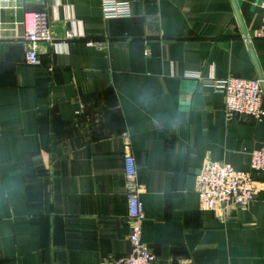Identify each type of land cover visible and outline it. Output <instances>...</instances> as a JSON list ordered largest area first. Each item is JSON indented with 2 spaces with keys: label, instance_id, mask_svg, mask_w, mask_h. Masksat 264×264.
<instances>
[{
  "label": "crops",
  "instance_id": "crops-1",
  "mask_svg": "<svg viewBox=\"0 0 264 264\" xmlns=\"http://www.w3.org/2000/svg\"><path fill=\"white\" fill-rule=\"evenodd\" d=\"M117 1L129 16L107 18L102 0H0V264L127 255L129 152L156 264H264V173L225 217L196 192L207 160L249 171L264 144V118L227 122L208 85L234 75L264 90L261 0H236L247 37L232 0ZM42 10L52 39L30 65L24 21Z\"/></svg>",
  "mask_w": 264,
  "mask_h": 264
},
{
  "label": "built area",
  "instance_id": "built-area-1",
  "mask_svg": "<svg viewBox=\"0 0 264 264\" xmlns=\"http://www.w3.org/2000/svg\"><path fill=\"white\" fill-rule=\"evenodd\" d=\"M263 15L256 37L264 38V0H261ZM3 6L0 4V10ZM102 8L107 18H121L130 15L128 4L117 0H102ZM24 21L25 34L23 42L26 45V62L36 65L39 62L38 45L52 39L50 18L47 11L42 10L28 14ZM4 24L0 17V39ZM90 44L99 45L95 42ZM148 51L146 54L148 55ZM190 77L203 79L198 74ZM210 87L224 96V116L227 122L236 118H264V90L261 79H245L234 75L215 79ZM126 148L130 149L129 136L123 134ZM251 169L238 170L226 161L207 160L197 176L196 192L201 209L210 210L217 216L225 217L231 212L246 211L256 198V175L264 173V144L251 152ZM124 171L126 176V196L128 216L130 221L129 243L130 252L125 256L112 257L103 264H156V256L150 246L143 240V228L146 219L144 203L141 195L144 184L139 181L138 164L133 154L124 156ZM180 264H183L181 262Z\"/></svg>",
  "mask_w": 264,
  "mask_h": 264
},
{
  "label": "water",
  "instance_id": "water-1",
  "mask_svg": "<svg viewBox=\"0 0 264 264\" xmlns=\"http://www.w3.org/2000/svg\"><path fill=\"white\" fill-rule=\"evenodd\" d=\"M232 3H233L234 10H235V12H236V15H237V19H238L239 24H240V26H241V28H242L241 30H242L244 36L247 37V33H246V31H245V29H244V26H243V24H242L241 15H240V12H239V8H238L237 1H236V0H232Z\"/></svg>",
  "mask_w": 264,
  "mask_h": 264
}]
</instances>
